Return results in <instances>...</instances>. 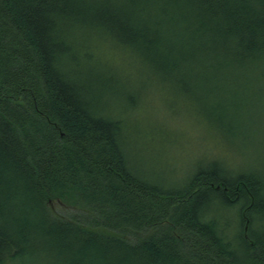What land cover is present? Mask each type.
I'll use <instances>...</instances> for the list:
<instances>
[{
  "label": "trees",
  "instance_id": "16d2710c",
  "mask_svg": "<svg viewBox=\"0 0 264 264\" xmlns=\"http://www.w3.org/2000/svg\"><path fill=\"white\" fill-rule=\"evenodd\" d=\"M132 66L232 134L264 0H0V264H264L262 170L213 156L176 185L128 155Z\"/></svg>",
  "mask_w": 264,
  "mask_h": 264
},
{
  "label": "rangeland",
  "instance_id": "374dc122",
  "mask_svg": "<svg viewBox=\"0 0 264 264\" xmlns=\"http://www.w3.org/2000/svg\"><path fill=\"white\" fill-rule=\"evenodd\" d=\"M149 74L140 66L126 68L123 74V93L139 102L134 111L131 107L125 111H130L124 116L129 126L127 152L143 170L160 181L181 185L194 168L220 156L238 169L264 172V82L251 84L256 72H242L250 83L234 89V95L244 101L238 105L240 112L233 111L239 120L232 134L211 126L204 112L197 110L195 102L201 97L197 87L180 86L173 78L166 85L162 73ZM182 78L190 80L189 74ZM117 101L108 97L115 108L121 105Z\"/></svg>",
  "mask_w": 264,
  "mask_h": 264
}]
</instances>
